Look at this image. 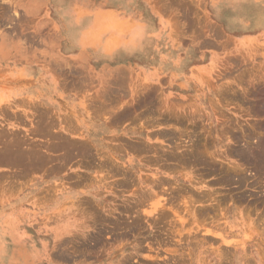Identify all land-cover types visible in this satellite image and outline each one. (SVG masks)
I'll list each match as a JSON object with an SVG mask.
<instances>
[{"label": "rangeland", "instance_id": "374dc122", "mask_svg": "<svg viewBox=\"0 0 264 264\" xmlns=\"http://www.w3.org/2000/svg\"><path fill=\"white\" fill-rule=\"evenodd\" d=\"M131 1L0 0V97L49 70L86 80L114 124L150 131L145 146L61 150L37 131L55 121L29 131L34 107L0 98V264H264V0H137L146 22L131 35L158 42L144 38L140 59L66 50V37L82 40L85 9ZM102 20L101 31L118 28Z\"/></svg>", "mask_w": 264, "mask_h": 264}, {"label": "crops", "instance_id": "0c3cea01", "mask_svg": "<svg viewBox=\"0 0 264 264\" xmlns=\"http://www.w3.org/2000/svg\"><path fill=\"white\" fill-rule=\"evenodd\" d=\"M52 1L54 6L62 5V7H59L60 9H63L64 6H69L65 4L64 0V4L59 3L58 0ZM54 1L56 2L54 3ZM136 1L132 0L129 8L128 5L120 7L115 4L109 9H85L86 14L82 16L85 24H82L81 27L84 29V35L80 36L82 40L75 44L66 37V50L74 54V58L82 59V61L91 60V55H93L94 60L98 61L100 58L98 55L109 54L111 57L118 53L119 48L124 47L126 48L124 54L131 56L125 58L127 63L131 64L134 60L140 59L136 54L140 56L147 54L144 38L149 37L147 41H151L153 49L156 44L158 45V42L156 43V39L150 38L151 35L149 34L152 33L151 31L144 32V30H140L135 36L131 35L135 27L142 28L138 24L142 25L143 22H146L144 11L139 8ZM70 6L72 11L75 12L73 9L75 5L70 4ZM140 10L141 12H139ZM107 14L110 17V21L118 25L117 29L112 30V34L101 31L102 27L98 24L102 20V16ZM60 16H62L61 22L65 30L66 16L62 14ZM136 19L142 22L139 23ZM105 20H108V18ZM120 23L126 24L128 30L124 32L119 29L122 26L119 25ZM73 36L70 35V38ZM99 38L108 40L109 46L97 43L96 40ZM29 76L30 78L28 79H13L9 81L5 92L0 98H3L4 101L15 103L21 100L20 102L28 103L34 107L33 115L30 117L33 123H29V131H32L38 118L42 119V124L39 123L40 126H44L48 120L56 121L55 126L48 129L49 131L46 130L49 133L45 130H37L38 133L44 135L52 132V135L62 138L59 141L55 140L53 142L54 146H67L68 143V146H131L132 144V146H137L138 144L146 143L141 136L142 134L150 135L149 130L137 126H118L113 123V115L102 111L99 112L95 108L93 96L90 99L91 101L88 100L86 80L79 78L62 79L49 70L40 71L38 69L32 70ZM43 110L45 113L42 112ZM22 128L24 127L22 126ZM36 128L38 129V126ZM47 128L50 127L47 126ZM158 131L160 130H153L152 134ZM129 134L137 135L138 137H129L127 139L126 137ZM84 191V188L74 189L71 196H78Z\"/></svg>", "mask_w": 264, "mask_h": 264}, {"label": "bare ground", "instance_id": "6f19581e", "mask_svg": "<svg viewBox=\"0 0 264 264\" xmlns=\"http://www.w3.org/2000/svg\"><path fill=\"white\" fill-rule=\"evenodd\" d=\"M257 91H258V90H257ZM129 106H131V105H129ZM104 107H105V106H104ZM105 108H106V107H105ZM109 108H110V107H109ZM123 108H124V107H123ZM138 108H139V107H138ZM105 111H106V110H105ZM110 112H111V111H110ZM112 112H114V111H112ZM125 112H126V110H125ZM149 113H150V112H149ZM117 114H118V112H117ZM155 116H156V115H155ZM114 118H115V117H114ZM152 119H153V118H152ZM114 121H115V120H114ZM118 121H119V120H118ZM55 122H56V121H55ZM115 122H116V121H115ZM44 123H45V122H44ZM38 125H39V124H38ZM38 125H37V126H38ZM34 126H36V125H34ZM39 127H40V126H39ZM41 127H42V126H41ZM41 127H40V128H41ZM46 130H47V129H46ZM180 130H181V129H180ZM48 131H49V130H48ZM48 131H46V132H48ZM193 132H194V131H193ZM48 133H49V132H48ZM51 133H52V132H51ZM51 133H50V134H51ZM53 133H54V132H53ZM161 133H162V132H161ZM181 133H182V132H181ZM184 133H185V132H184ZM45 134H46V133H45ZM187 134H188V133H187ZM188 135H189V134H188ZM12 136H13V135H12ZM56 136H57V135H56ZM199 137H200V136H199ZM61 139H62V138H61ZM239 139H240V138H239ZM263 139H264V138H263ZM263 139H262L261 141H263ZM63 140H64V139H63ZM258 140H259V139H258ZM3 141H4V140H3ZM5 142H6V141H5ZM198 142H199V141H198ZM59 144H60V143H59ZM59 144H58V145H59ZM262 144H263V143H262ZM61 145H62V144H61ZM68 145H69V143H68ZM68 145H67V147H65V145H64L63 147L68 148ZM132 145H133V144H132ZM132 145H131V146H132ZM141 145H144V144H141ZM257 145H258V144H257ZM83 146H84V145H83ZM135 146H136V145H135ZM135 146H134V147H135ZM144 146H145V145H144ZM261 146H263V145H261ZM51 147H52V148H51ZM51 147H50V149H54L53 146H51ZM61 147H62V146H61ZM63 147L61 148V150L63 149ZM69 147H70V146H69ZM71 147H72V146H71ZM74 147H76V146H73L72 148H74ZM78 147H80V146H78ZM147 147H148V146H147ZM244 147H245V146H244ZM256 147H257V146H256ZM1 148H2V147H1ZM3 148H4V147H3ZM8 148H10V147H8ZM8 148H7V150H8ZM15 148H16V147H15ZM47 148H48V147H47ZM76 148H77V147H76ZM81 148H82V150H83V147H82V146H81ZM84 148H85V147H84ZM249 148H250V147H249ZM263 148H264V147H263ZM4 149H5V148H4ZM30 149H31V148H30ZM69 149H71V148H69ZM136 149H137V148H136ZM142 149H143V148H142ZM146 149H147V148H146ZM192 149H193V147H192ZM254 149H255V148H254ZM260 149H261V147H260ZM2 150H3V149H2ZM12 150H13V149H12ZM14 150H16V149H14ZM35 150L37 151L38 149H35ZM56 150H57V151H56ZM56 150H55L56 152L59 151L58 149H56ZM75 150H76V149H75ZM78 150H80V149L77 148V152H80V151H81V150H80V151H78ZM119 150H120V149H119ZM210 150H211V149H210ZM16 151H17V150H16ZM39 151H40V150H39ZM39 151H38V155L35 156V157H36V161H35V163H33V164L38 163V165H40V162H42V161H46V156H47V155L45 154L46 156H43L44 153H43L42 155H40V154H39V153H40ZM52 151H54V150H52ZM65 151H67V150H65ZM68 151H69V150H68ZM84 151H86V150H84ZM84 151H82V152H84ZM136 151H137V150H136ZM139 151H140V150H139V148H138V152H139ZM150 151H151V149H150ZM240 151H241V150H240ZM7 152H10V151H7ZM7 152H6V153H7ZM32 152H34V150H32L31 153H32ZM61 152H62V151H61ZM72 152H73V150H72ZM72 152L69 151V153H72ZM75 152H76V151H75ZM82 152L79 154V156H80L81 154H83ZM238 152H239V150H238ZM238 152H237V153H238ZM251 152H252V151H251ZM17 153L22 155V156H21V155H18V156H19V157L21 156V158L23 157V160H24V161H25V159L28 157V155H29V156L31 155L29 152H28L29 154L25 152V153L27 154V157L24 158V156H23L24 152H23V153H20V151L18 150ZM41 153H42V152H41ZM239 153H240V152H239ZM246 153H247V152H246ZM13 154H14V153L12 152L11 155H13ZM61 154H64V153H61ZM66 154H67V152H66ZM74 154H75V153H74ZM84 154L86 155V154H88V152H87V153L85 152ZM84 154H83V155H84ZM234 154H235V152H234ZM67 155H69V154H67ZM72 155H73V153H72L70 156H72ZM173 155H174V154H173ZM245 155H246V154H245ZM260 155H262V154H260ZM260 155H259V156H260ZM32 156H33V155H32ZM42 156H43V157H42ZM53 156H54V155H53ZM70 156H69V157H70ZM73 156H74V155H73ZM73 156H72V157H73ZM170 156H171V155H170ZM190 156H191V155H190ZM200 156H201V155H200ZM257 156H258V155H257ZM259 156H258V157H259ZM2 157H3V156H2ZM2 157H0V158L2 159ZM7 157H8V156H7ZM11 157H12V156H11ZM11 157H9V158H11ZM14 157H16V156H14ZM14 157H13V158H14ZM66 157L68 158V156H64V158H66ZM92 157H93V156H92ZM171 157H173V156H171ZM197 157H198V156H197ZM3 158H4V157H3ZM5 158H6V157H5ZM13 158L10 159V162H11L12 160L15 161L17 157L14 158V159H13ZM21 158H20V159H21ZM47 158L49 159V157H47ZM64 158H62V160H64ZM178 158H179V157H178ZM199 158L201 159V157H199ZM199 158H198V159H199ZM259 158H260V157H259ZM262 158H263V157H262ZM262 158H261V159H262ZM6 159H7V158H6ZM20 159H19V161L22 160V159H21V160H20ZM33 159H35V158H32V160H33ZM179 159H180V158H179ZM3 160H5V159H3ZM23 160H22V161H23ZM30 160H31V159H30ZM30 160H29V158L27 159L28 162H29ZM60 160H61V159H60ZM70 160H71V159H70ZM177 160H178V159H177ZM196 160H197V159H196ZM1 161H2V160H1ZM6 161H7V160H6ZM24 161H23V162H24ZM80 161H81V160H80ZM80 161H79V162H80ZM181 161H182V160H181ZM215 161H216V160H215ZM262 161H263V159H262ZM15 162H16V161H15ZM30 162H31V161H30ZM30 162H29V164H30ZM32 162H33V161H32ZM94 162H95V161H94ZM104 162H105V161H104ZM197 162H198V161H197ZM25 163H27V162H25ZM82 163H83V162H82ZM13 164H15V163H13ZM13 164H12V165H13ZM16 164H17V163H16ZM21 164H22V163H21ZM14 166H15V165H14ZM36 166H37V165H36ZM29 167H31V166H29ZM86 167H87V166H86ZM236 167H237V166H236ZM36 168H37V167H36ZM36 168H35V169H36ZM182 168H183V167H182ZM37 169H38V168H37ZM118 169H119V168H118ZM33 171H34V170H33ZM26 172H27V171H26ZM34 172H35V171H34ZM240 172H241V171H240ZM29 173H30V172H29ZM35 173H36V172H35ZM255 173H256V172H255ZM129 177H130V176H129ZM1 179H2V178H1ZM84 179H85V178H84ZM130 179H131V178H130ZM9 181H10V180H9ZM17 181H18V180H17ZM240 182H241V181H240ZM0 183H2V182H0ZM7 184H8V183H7ZM13 186H15V182H14V185H13ZM54 191H56V190H54ZM138 191H139V190H138ZM217 198H218V197H217ZM135 208H136V207H135ZM212 211H213V210H212ZM190 214H191V213H190ZM159 217H160V215H159ZM197 220H198V219H197ZM198 221H199V220H198Z\"/></svg>", "mask_w": 264, "mask_h": 264}]
</instances>
